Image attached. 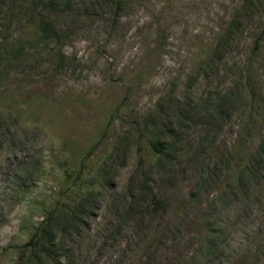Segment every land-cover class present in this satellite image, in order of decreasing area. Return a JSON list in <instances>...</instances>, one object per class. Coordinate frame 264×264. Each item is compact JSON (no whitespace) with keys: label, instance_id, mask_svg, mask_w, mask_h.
<instances>
[{"label":"rangeland","instance_id":"rangeland-1","mask_svg":"<svg viewBox=\"0 0 264 264\" xmlns=\"http://www.w3.org/2000/svg\"><path fill=\"white\" fill-rule=\"evenodd\" d=\"M17 2L0 11V264H56L21 249L48 224L65 264H264V168L225 176L248 78L264 96V0H62L61 38L35 46L42 0Z\"/></svg>","mask_w":264,"mask_h":264},{"label":"trees","instance_id":"trees-1","mask_svg":"<svg viewBox=\"0 0 264 264\" xmlns=\"http://www.w3.org/2000/svg\"><path fill=\"white\" fill-rule=\"evenodd\" d=\"M19 0H0V11H5L9 18H14V12L16 7L19 6ZM62 0H42L41 4V13L39 18L36 21L35 33L36 38L31 40L34 44L39 42L54 41L61 38L60 32L56 29V23L54 20L49 19L50 15L48 10L56 9L57 6L61 4ZM69 1V0H67ZM34 33V34H35ZM261 38L255 41L254 53H257L261 49ZM227 42L224 38L216 47V51H221L222 47ZM31 44V43H30ZM27 46V42L19 44L15 49V54H13L12 61L16 58L25 55L29 52L32 47ZM246 86L250 88L248 92V97L251 99V109L248 115L246 126L243 129H240L238 136L235 139V144L233 147V158L234 164L231 169L228 170L225 176H229L232 184L240 185L244 182L243 177L247 175L251 178L254 183L257 182V173L264 168V113L262 111V106L264 105V96L258 92L256 83L253 82L252 78H248ZM259 125H262L261 127ZM246 129H248L246 131ZM151 147L153 149V155L155 157H161L165 154L163 144L159 140H152ZM65 171L69 177H74V181L77 182L81 180V175L77 174L73 176L74 169L66 168ZM141 187V186H140ZM144 187V186H143ZM139 190V194L136 192L132 193V199L136 196H141L145 193V188ZM71 219L76 223L75 230L79 232V227L81 224V218L78 217L75 213L71 212ZM53 217V212H49L48 220H51ZM47 222V220H46ZM50 224L42 225L39 228L38 233L33 237L30 242L21 247L24 252L31 249V258L39 259V255L45 254L51 259L53 263L56 264H65L68 263V260L63 259L62 253L66 251V245L63 239L59 238L56 235V258L53 256L55 251L54 245L48 246L50 241Z\"/></svg>","mask_w":264,"mask_h":264}]
</instances>
